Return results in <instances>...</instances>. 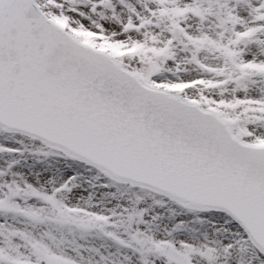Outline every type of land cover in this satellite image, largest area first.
Wrapping results in <instances>:
<instances>
[{"label":"snow or ice","instance_id":"snow-or-ice-1","mask_svg":"<svg viewBox=\"0 0 264 264\" xmlns=\"http://www.w3.org/2000/svg\"><path fill=\"white\" fill-rule=\"evenodd\" d=\"M0 264H264V0H0Z\"/></svg>","mask_w":264,"mask_h":264}]
</instances>
